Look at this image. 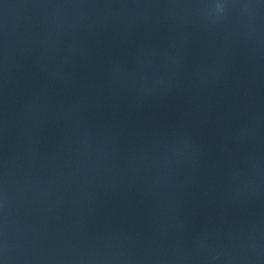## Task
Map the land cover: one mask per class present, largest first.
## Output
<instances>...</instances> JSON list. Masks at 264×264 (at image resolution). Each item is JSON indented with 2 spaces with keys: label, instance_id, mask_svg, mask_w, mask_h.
Returning a JSON list of instances; mask_svg holds the SVG:
<instances>
[{
  "label": "water",
  "instance_id": "1",
  "mask_svg": "<svg viewBox=\"0 0 264 264\" xmlns=\"http://www.w3.org/2000/svg\"><path fill=\"white\" fill-rule=\"evenodd\" d=\"M0 264H264V0H0Z\"/></svg>",
  "mask_w": 264,
  "mask_h": 264
}]
</instances>
